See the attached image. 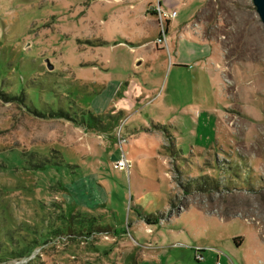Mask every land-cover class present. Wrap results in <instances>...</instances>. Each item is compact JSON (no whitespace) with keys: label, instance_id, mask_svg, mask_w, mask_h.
I'll return each mask as SVG.
<instances>
[{"label":"rangeland","instance_id":"1","mask_svg":"<svg viewBox=\"0 0 264 264\" xmlns=\"http://www.w3.org/2000/svg\"><path fill=\"white\" fill-rule=\"evenodd\" d=\"M129 2L0 0V264H264V26L252 0H181L169 19L212 56L186 69L156 15L165 61L148 52L126 73L112 61L124 118L93 106L98 119H84L101 57L125 65L146 47L131 36L139 11L120 10ZM214 183L232 190L198 189ZM87 216L110 232L67 231L88 232Z\"/></svg>","mask_w":264,"mask_h":264},{"label":"crops","instance_id":"2","mask_svg":"<svg viewBox=\"0 0 264 264\" xmlns=\"http://www.w3.org/2000/svg\"><path fill=\"white\" fill-rule=\"evenodd\" d=\"M139 1L140 2L135 3L134 0H130V2L120 10L123 12H132L134 10L139 11L138 14H134L132 16H134L133 18H135L136 21L141 20L143 24L140 27H133L134 29H132L131 31V36L133 38V36L139 35L142 38V41L140 42L142 43L141 45H146V47L143 52H138L137 55H134L133 50L129 62L125 65H123L119 59L107 61V59L101 57V87L99 86V92L94 96L92 103L89 105L90 108L86 109L93 116L99 117V115L96 114L97 112L95 111V109H92V107L94 106L97 108V111H103L101 112L102 116H109L108 114L109 112H111L112 115L110 114V116L118 114L121 119L124 118L125 111L122 110V105L119 107L114 106V102H116L115 97L120 93V90L123 87V82L126 81V77L123 79H118V76H112L111 74H109L110 72H112V69L110 67L112 61L116 68H119L118 72L116 73L129 72V65L131 61L133 64V69L134 66L139 67L140 64H145V61L148 58V52H154L155 56H159V59L162 58V60L158 63L163 62V60L165 61L164 51L155 50V40L158 36V19L156 17L157 14L153 10V8L160 5L161 8L172 12L174 10H177V6H179L181 0H147L146 2H141V0ZM165 23L167 24L169 31V47L172 46L173 48V67L186 69L188 67V62H190L191 60L207 61L208 59L210 60L212 58L210 48L206 44H203L197 40L196 33L190 29L189 24L187 22L180 23L179 14L177 18L171 20L169 19L165 21ZM104 38L108 37L104 36ZM101 42H104V44L111 43L110 41H102V39ZM208 64L206 63V67L212 69L211 66H208ZM163 65L164 67H166L165 63ZM103 73L106 75H104ZM127 117L129 116H125V118ZM80 124L84 127H88L89 129L92 128H90V126L86 124L85 121ZM137 131H139V129ZM158 237L160 238V240L162 239L161 235H159ZM162 242L161 244H164ZM162 251H165L164 253H167L169 249L163 248ZM221 257L223 259H226L224 255H222ZM152 261L155 260L152 259Z\"/></svg>","mask_w":264,"mask_h":264},{"label":"trees","instance_id":"3","mask_svg":"<svg viewBox=\"0 0 264 264\" xmlns=\"http://www.w3.org/2000/svg\"><path fill=\"white\" fill-rule=\"evenodd\" d=\"M81 112L83 113L82 114V116H83V118L84 119H86V117L88 118V119H93V120H96V119H98V117H96V116H93V115H91L90 114V112L89 111H87L86 109L84 110V109H82L81 110ZM85 114H88V115H85ZM57 117H60V118H67V119H72L70 116H69V113H67V112H62V113H58L57 115H56ZM90 117V118H89ZM74 120V119H73ZM86 121V120H85ZM86 123V122H85ZM87 124V123H86ZM231 169H229V171H230ZM214 185V186H213ZM213 185H202V184H199V186H198V189H200L201 191H207L208 193H213V192H220V194H224V195H226L227 193H229V191H231L232 189H229L230 187H228L227 185H225V187H222V188H220V186L218 185V183H214ZM212 186L215 188V190L213 189L212 190ZM248 188H250V187H248ZM228 189V190H227ZM243 189V188H242ZM251 189V188H250ZM235 190V189H234ZM252 190V189H251ZM82 222H86V230H88V232H85L84 230H80V231H78V232H74L73 233V231H72V229H73V227L72 226H69V227H67L68 229H67V231L68 232H70V233H72V234H74L75 236H85V235H94V234H96V233H101V232H110V231H108V229H101L100 227H98V223L96 222V218L95 217H85L84 219H82ZM97 231V232H96ZM69 234V233H68ZM67 234V235H68ZM62 236H63V234H61ZM61 235H59V236H61ZM88 238H90V237H88ZM87 240H89V239H87ZM234 241H235V244H236V246L237 247H239V246H241L242 245V237H235L234 238ZM32 254V251L31 252H24L23 254H20L19 255V257L20 258H27V257H29L30 255ZM198 260V259H197ZM0 261H2L1 259H0ZM199 261V260H198Z\"/></svg>","mask_w":264,"mask_h":264},{"label":"built area","instance_id":"4","mask_svg":"<svg viewBox=\"0 0 264 264\" xmlns=\"http://www.w3.org/2000/svg\"><path fill=\"white\" fill-rule=\"evenodd\" d=\"M155 12L157 13L158 16H160L162 25H165V21L169 20V18H171L172 16H176V14H177V12L175 10L172 12H168L165 9L161 8L160 5H158L156 7ZM163 27H165V26H163ZM161 31H162L161 32L162 34H165L164 30H161ZM161 38H162V36H161ZM160 41H161V39H160ZM116 166L122 170L128 167V162H127L124 154H122V156L119 159H117Z\"/></svg>","mask_w":264,"mask_h":264},{"label":"water","instance_id":"5","mask_svg":"<svg viewBox=\"0 0 264 264\" xmlns=\"http://www.w3.org/2000/svg\"><path fill=\"white\" fill-rule=\"evenodd\" d=\"M253 5L256 9V12L264 26V0H252ZM48 68L52 69L53 66L50 64V62L47 60Z\"/></svg>","mask_w":264,"mask_h":264}]
</instances>
